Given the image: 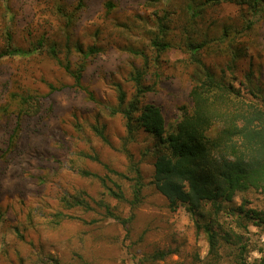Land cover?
<instances>
[{"label":"trees","instance_id":"trees-1","mask_svg":"<svg viewBox=\"0 0 264 264\" xmlns=\"http://www.w3.org/2000/svg\"><path fill=\"white\" fill-rule=\"evenodd\" d=\"M263 5L264 0H0V179L25 139L48 132L60 108L58 96L81 93L97 107L92 119L78 124L77 131L85 128L83 146L61 147L72 149L81 164L76 181L60 178L53 203L27 206L21 209L25 223L9 224L31 249L36 243L41 248L43 235L60 244L54 254L39 248L30 264H99L100 252L107 260L112 247L132 251L135 264L181 258L182 238L148 246V231L159 225L151 226L152 220L131 237L150 190L169 211L183 207L195 232L205 237L207 254L200 259L195 253L193 264H264V257L247 260L244 237L250 224L264 223V210L235 203L247 191H258L264 201V66L256 62L264 55ZM229 6L234 10L227 11ZM114 51L116 69L99 63ZM90 67L103 79L110 75L113 100L90 88ZM160 95L185 100L167 117ZM104 117L121 121L125 133L118 145L109 139ZM96 141L119 159H104ZM48 176L41 174V182ZM13 253L18 262L8 258V264L26 263L16 247Z\"/></svg>","mask_w":264,"mask_h":264},{"label":"rangeland","instance_id":"rangeland-1","mask_svg":"<svg viewBox=\"0 0 264 264\" xmlns=\"http://www.w3.org/2000/svg\"><path fill=\"white\" fill-rule=\"evenodd\" d=\"M234 8L229 6L226 10L230 12ZM116 55L115 51L111 54H104L101 55L98 61L108 69H116L115 67L120 64V60L116 58ZM256 62L264 66V55L258 59L256 58ZM93 70L94 67H90L87 70L86 80L89 82L88 85L97 97L104 100H113L114 93L111 88L110 75H106V79H103L94 74ZM113 76L117 80L120 78L119 73H114ZM159 97V102L166 108L167 117L176 111V104H181L185 100L181 95L178 98L175 95L172 97L160 95ZM58 102L60 108L57 111V116L50 121L48 132L45 135L25 139L21 147V153L8 166L0 179V264H8V258L14 263L18 262L13 253L14 247L26 258L25 264L31 263L32 258L38 254L37 252L40 247L37 244L39 243H36V246L31 249L29 245L18 240L17 235L9 224L11 221L18 222V224L25 223L22 210H26L27 206L32 208L35 206L37 209H41L42 206L45 208L48 202L53 203V196L59 190L58 182L60 178L66 177L69 182L76 181L77 175L75 172L81 164L78 158L73 155V152L71 153L72 149L68 150V148L64 149L61 147L62 145H70L71 147L74 145L77 147L83 146V139L80 136L83 137L85 128L82 126L81 132L77 131L80 128L78 124H82L84 118L88 120L92 119L97 112V107L87 102L81 93H69L67 96L60 95L58 96ZM104 119L107 123L110 135L109 139L115 145H118L119 136L125 133L121 121L107 117H104ZM58 135H60V139L63 138L64 142L58 139ZM95 143L96 148L101 152L104 159L110 160L113 163L119 159L116 152L109 147L103 146L99 141ZM67 152H69V155L65 156ZM88 167L97 169V166L91 163ZM143 168L148 174L152 166L147 161L143 163ZM44 172H49L48 177L50 178L45 183L41 182L42 180L39 177ZM243 200L246 201L244 204L247 208L264 210V201L258 191H247L235 197L236 204H240ZM163 201L160 195L150 190L148 196L149 203L139 209L141 220L136 223V228L131 237L133 238L134 233H139L148 224V221L152 220L150 221L151 226L154 225L153 227L157 228L155 224H159V229L148 231V235L146 236L148 246L155 244L168 246L171 236H176L178 240L182 238L181 242H183L180 245V254L183 255L181 258L178 259L176 255H173L164 261L154 264H172L175 260H181L185 264H193L195 253H197L200 259H203L208 251L205 237L195 232L193 222L183 207H179L175 211H169ZM160 218L163 220L159 221ZM120 232L119 236L121 238L124 233L121 229ZM26 234L37 240V236L31 231ZM244 237L249 249L246 255L247 260L254 262L264 257V223L260 226L250 224ZM40 239L43 242L41 248L44 251H51L54 254L53 248L61 250L60 244L54 239H47L45 235L41 236ZM125 242H129V239ZM148 246H145V248L148 249ZM5 250L9 251V254H7L8 258L3 254ZM110 252V254L108 253L107 260L105 259V255L100 252V258H98L99 264H111L112 262H114L112 264H135V259L133 260L130 254L133 253L132 251L126 252L125 249L114 250L112 247ZM134 252L139 256L142 250L137 249ZM29 256H31L30 259L28 258ZM109 256H113L115 261L110 262ZM225 264L230 263L225 262Z\"/></svg>","mask_w":264,"mask_h":264}]
</instances>
